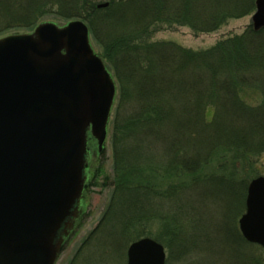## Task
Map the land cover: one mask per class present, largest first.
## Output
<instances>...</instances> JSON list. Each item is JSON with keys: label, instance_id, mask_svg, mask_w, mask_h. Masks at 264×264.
<instances>
[{"label": "trees", "instance_id": "obj_1", "mask_svg": "<svg viewBox=\"0 0 264 264\" xmlns=\"http://www.w3.org/2000/svg\"><path fill=\"white\" fill-rule=\"evenodd\" d=\"M253 10L254 0H108L106 7L94 0H0V35L47 15L81 19L112 71L113 185L98 227L113 225L120 245L151 237L147 227L157 222L161 230L151 238L164 246V264H220L208 254L225 264H264L259 245L244 240L233 222L221 223L244 208L248 180L197 175L219 149L243 158L264 152V27L249 25L203 50L150 39L162 24L210 32ZM147 170L192 177L161 189L144 181ZM207 184L220 187L223 220L213 226L196 214L211 193Z\"/></svg>", "mask_w": 264, "mask_h": 264}, {"label": "water", "instance_id": "obj_2", "mask_svg": "<svg viewBox=\"0 0 264 264\" xmlns=\"http://www.w3.org/2000/svg\"><path fill=\"white\" fill-rule=\"evenodd\" d=\"M105 0L97 7H106ZM253 30L264 27L254 0ZM116 86L81 19L0 37V264H54L85 183L87 132L101 150ZM243 238L264 250V176L246 187ZM150 237L126 264H164Z\"/></svg>", "mask_w": 264, "mask_h": 264}, {"label": "rangeland", "instance_id": "obj_3", "mask_svg": "<svg viewBox=\"0 0 264 264\" xmlns=\"http://www.w3.org/2000/svg\"><path fill=\"white\" fill-rule=\"evenodd\" d=\"M94 1L96 3L102 2V0ZM252 13L253 11L242 17L230 18L217 29L210 32H195L187 25L168 26L162 24L159 30L151 35L150 39L172 41L191 50L207 49L220 39L238 35L249 25L252 27ZM43 21H52L58 25L66 23L52 15L42 17L40 22ZM34 27L11 28L2 33L0 37L8 34L28 33L31 32ZM89 40L93 50L99 54L101 52L100 47L93 41L90 34ZM103 62L107 64L105 60H103ZM109 72L115 83L112 71L109 70ZM114 102L115 97L107 123L106 138L101 150L98 149L97 141L90 135L89 131L87 132L85 168L83 172L85 183L76 209H74L73 217L70 220V226L67 228L66 232L63 233L59 252L54 264H126V249L130 242L120 245L116 240L117 237L114 236L115 233L112 232L113 225L104 227V229H101L102 226L98 227L113 185L109 122ZM252 102L253 104L259 103L260 96L255 98ZM204 174L215 175L221 178L225 177V179L227 178L229 181L233 179L238 182L242 180L250 181L249 179L259 175L264 176V152H259L250 157L243 158L226 149H219L216 153L211 154L210 159L206 164L201 166L197 175L203 176ZM180 176L181 175L176 176V174L166 175L164 173H156L147 170L144 174V181L146 180L151 184L161 186V189H165L167 186L177 184L179 178L188 181L192 177L188 175L184 177ZM204 190L211 191V193L205 192L203 194L205 195L204 198H202L204 201L200 204L201 207H197L196 214L203 215L201 218L202 221L213 226L223 220V208L218 201L219 197L217 198V194H215V191H220V187L218 184H207L204 186ZM243 212L244 208L231 216H226L221 223L226 224L230 221L231 223L233 222L234 225H237L238 228L237 221ZM159 226V223L156 222L151 223L147 227L151 233V237L157 235L159 230H161ZM174 229L175 227H172L173 231ZM219 256L220 255L208 254L209 258L206 259L208 262L210 260L225 264V262L220 260ZM217 257L218 259H216ZM249 260L251 261L254 259L252 258ZM172 264L178 263L174 260ZM179 264L181 263L179 262Z\"/></svg>", "mask_w": 264, "mask_h": 264}, {"label": "bare ground", "instance_id": "obj_4", "mask_svg": "<svg viewBox=\"0 0 264 264\" xmlns=\"http://www.w3.org/2000/svg\"><path fill=\"white\" fill-rule=\"evenodd\" d=\"M254 10H255V5H254ZM254 10H253V12H254Z\"/></svg>", "mask_w": 264, "mask_h": 264}]
</instances>
